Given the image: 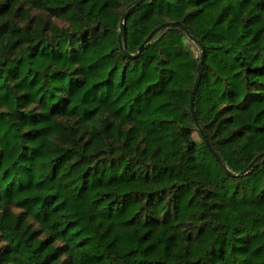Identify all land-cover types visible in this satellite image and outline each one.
<instances>
[{
    "label": "trees",
    "instance_id": "trees-1",
    "mask_svg": "<svg viewBox=\"0 0 264 264\" xmlns=\"http://www.w3.org/2000/svg\"><path fill=\"white\" fill-rule=\"evenodd\" d=\"M136 1L0 0V264H264V0Z\"/></svg>",
    "mask_w": 264,
    "mask_h": 264
},
{
    "label": "rangeland",
    "instance_id": "rangeland-1",
    "mask_svg": "<svg viewBox=\"0 0 264 264\" xmlns=\"http://www.w3.org/2000/svg\"><path fill=\"white\" fill-rule=\"evenodd\" d=\"M23 3V2H22ZM27 6L24 4V7ZM16 21L24 24V25H30L32 27H35L39 24H44L50 21L51 25H65V22L61 19H57L55 17H51L48 12L37 9V8H29L27 11V16L16 15L15 17ZM190 47L194 50V52L198 53V48L193 42H189Z\"/></svg>",
    "mask_w": 264,
    "mask_h": 264
},
{
    "label": "water",
    "instance_id": "water-1",
    "mask_svg": "<svg viewBox=\"0 0 264 264\" xmlns=\"http://www.w3.org/2000/svg\"><path fill=\"white\" fill-rule=\"evenodd\" d=\"M145 0H137L134 5L132 7H135L137 5H139L141 2H143ZM170 25L171 26H180L182 29H184V31L187 33L188 30L186 29V27L180 22V21H175V22H170ZM154 31H157V28L154 29ZM151 36H149L148 38H150ZM148 39H146L147 41ZM146 41H144L138 48L137 52L134 54V55H137L140 53V51L142 50V48L144 47ZM201 62L199 63V72H198V75L196 77V80L194 82V85L192 87V91H191V95H190V110H191V113L193 115V118L197 121V116H196V112H195V95L197 93V90L199 88V85H200V81H201V77H202V70L200 68L201 66ZM201 129V127H200Z\"/></svg>",
    "mask_w": 264,
    "mask_h": 264
}]
</instances>
